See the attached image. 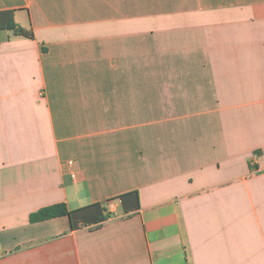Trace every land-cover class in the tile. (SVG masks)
<instances>
[{"label":"crops","instance_id":"obj_1","mask_svg":"<svg viewBox=\"0 0 264 264\" xmlns=\"http://www.w3.org/2000/svg\"><path fill=\"white\" fill-rule=\"evenodd\" d=\"M3 11L0 264H264V0ZM57 203L111 216L31 222Z\"/></svg>","mask_w":264,"mask_h":264},{"label":"trees","instance_id":"obj_2","mask_svg":"<svg viewBox=\"0 0 264 264\" xmlns=\"http://www.w3.org/2000/svg\"><path fill=\"white\" fill-rule=\"evenodd\" d=\"M0 28L11 29L19 35L34 37L32 30L25 29L15 21L13 11L0 12ZM131 195H134L137 200L139 199L138 191L122 194L121 199L125 206L126 198ZM138 207L139 202L137 201L136 208ZM63 215L69 216L72 228L76 229L82 225L101 223L110 217L111 213L106 212V209L100 203L90 204L88 206L73 210L68 209L65 203H57L40 208L36 212H33L30 216V219L31 222H37Z\"/></svg>","mask_w":264,"mask_h":264},{"label":"built area","instance_id":"obj_3","mask_svg":"<svg viewBox=\"0 0 264 264\" xmlns=\"http://www.w3.org/2000/svg\"><path fill=\"white\" fill-rule=\"evenodd\" d=\"M68 164L71 166V165H73L74 164V161H72V160H70L69 162H68ZM71 177H72V179H76V173L74 172V171H71ZM113 207V206H112Z\"/></svg>","mask_w":264,"mask_h":264}]
</instances>
